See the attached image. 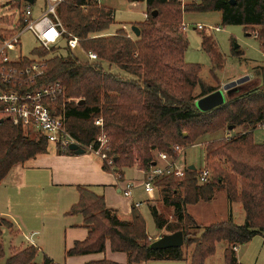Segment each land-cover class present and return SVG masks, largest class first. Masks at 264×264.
<instances>
[{"label":"trees","instance_id":"obj_1","mask_svg":"<svg viewBox=\"0 0 264 264\" xmlns=\"http://www.w3.org/2000/svg\"><path fill=\"white\" fill-rule=\"evenodd\" d=\"M128 1L145 3L146 18L137 23L138 38L128 37L124 28L94 38L107 32L113 23L108 8L95 0H65L57 9L65 38H77L84 53L98 57L96 62L81 63L66 48V56L45 60L44 75L32 87L60 82L64 92L58 106L64 111L68 134L81 146H88L95 143L102 128L109 139L108 156L113 158L114 173L120 180L123 170L133 166L148 171L157 153L175 158L173 147L186 148L230 126L242 127L244 132L205 144L204 168L209 172L205 184L198 183V171L189 170V166L180 178L171 174L154 182L162 206L172 209L170 223L151 206L155 225L168 234L182 232L181 248L151 249L152 240L138 208L132 206L128 219H123L106 205L103 196L77 186L78 200L65 216H80L87 236L75 242L65 256L102 254L109 243L112 253L126 255V264L183 261L184 248L192 249L187 264H204L215 253L216 245L223 242L224 264H238L234 249L264 234V143L257 145L252 137L258 124L264 125V89H252L200 112L195 101L216 89L204 86L199 65L184 62L188 41L180 26L183 14L219 12L222 25L241 26L248 35L262 40V31L256 30L264 27V0H199L187 6H181L178 0ZM201 50L209 57L212 72L223 67L212 37L202 36ZM34 53L47 55L44 49ZM233 55L239 58L241 53L234 49ZM103 63L127 76L109 72ZM196 87L200 89L198 97L193 96ZM98 119L102 120L101 128L94 124ZM31 133L7 120L0 125V182L12 167L47 151V140ZM57 153L74 154L59 148ZM102 168L108 171L104 165ZM219 194L229 207L225 220L198 224L187 212L200 203H211ZM233 203L240 204L244 213L241 225L232 221ZM36 254L34 246L13 249L5 264H33ZM43 264L56 263L45 256ZM86 264L118 263L102 259Z\"/></svg>","mask_w":264,"mask_h":264},{"label":"rangeland","instance_id":"obj_2","mask_svg":"<svg viewBox=\"0 0 264 264\" xmlns=\"http://www.w3.org/2000/svg\"><path fill=\"white\" fill-rule=\"evenodd\" d=\"M198 1L184 0V5L187 6ZM99 3L108 8L113 18V23L109 30L99 34L102 37L113 35L120 28H124L130 37H134L130 31V27H137V23L143 22L146 18L145 3L143 2L100 0ZM180 4L184 6L182 3ZM42 6L43 0H37L38 11L36 8L33 11L35 16H38L42 11ZM10 14H12V10L9 8V2L7 0H0V18L9 16ZM182 23L187 26L183 33L188 41V46L184 53V62L187 64H197L201 67L199 78L205 87L210 86L216 90H222L225 85L244 77H248L250 81L254 82L252 84L254 87H251V89L244 91L236 88V90H233L227 95L223 93L224 102L246 93L247 90L255 88L264 89V27L256 30L258 33L262 31L263 38L259 40L255 35H248L241 26L222 25L221 14L219 12L183 14ZM197 25H201L205 29L197 30L195 29ZM215 28H219L220 30L216 32L213 30ZM203 35L212 37L214 40L223 60V67L221 69L212 72L211 61L201 50V38ZM20 43L22 55L27 58L37 46L35 39L30 33H25L21 37ZM234 49H238L241 53L239 58L233 55ZM70 52L79 62H89L87 53H84L79 47L71 49ZM66 54L67 49L64 48V43H61L60 49L52 52L47 51V55L43 58L47 59L54 56L64 57ZM34 55L39 57L37 53H34ZM103 67L113 74L127 76L123 71L114 66H109L106 63H103ZM199 93L200 89L196 87L193 96L198 97ZM243 132L244 128L242 127L233 128L232 130L224 128L220 132L205 135L200 141L189 145L183 150L178 158L177 166H194L197 171L203 169L205 166L206 143L222 138L229 139L236 137ZM33 134L31 133V135ZM99 135H106L102 128L100 129ZM252 137L255 144H263L264 129L257 127L253 131ZM107 140L109 142V139ZM54 151H56V146L49 144L44 154L12 167L8 175L0 182V264H5L13 249H23L30 242L38 246L37 248L35 247L37 254L33 264H43L45 256L47 258L49 256L56 264H65L66 259L70 258L65 256V252L73 247H70L71 244H69L71 242L68 240V230L74 228L77 225L75 223L80 221L81 217L75 216L73 218V216H65V213L71 208L70 206H73L72 204H74L76 195L78 196L77 191L71 186H59L57 191H50L47 183V173H51L52 169L40 170L37 174L33 170L34 161L47 159ZM86 154L97 158L101 165H103V162L98 157L87 152ZM53 155L59 156L65 154L58 153ZM132 168L138 169L136 166ZM107 173L109 174L106 175H111L110 173L114 175L112 171H107ZM141 180L143 181V174L137 172V170L131 169L125 171V182H132L134 185L132 198H124L121 194H115L113 201L116 206L114 208H117L120 216L129 217L125 213V210L129 208L128 201L132 200L134 203L139 202L141 205L138 211L144 219L147 234L151 237L156 234H161V236L168 234L165 228H157L151 215L150 207L155 206L158 212L170 223H172V209L162 206L160 202L161 198L156 190L150 193H144L139 183ZM96 195L100 196L97 193ZM221 195H217L213 203L208 204L207 209L195 206V208L193 207L194 209L190 210L193 214H190L189 211L188 213L197 220L198 224L212 223V220H209L210 217L224 220L223 217L226 213L224 209L225 199L223 203ZM235 206H239L242 211L239 204ZM210 211L214 215H210L209 217ZM238 217L237 214H234L233 223L236 225L241 224ZM151 240L153 242L156 239ZM225 246L226 244L223 242L217 244L215 253L208 257L204 264H223V251ZM184 253H187L185 248ZM236 256L238 257L239 264H264V234L257 235L250 242L239 246L237 254L235 255L237 260ZM148 264L184 263L156 261Z\"/></svg>","mask_w":264,"mask_h":264},{"label":"built area","instance_id":"obj_3","mask_svg":"<svg viewBox=\"0 0 264 264\" xmlns=\"http://www.w3.org/2000/svg\"><path fill=\"white\" fill-rule=\"evenodd\" d=\"M7 1L12 14L0 18V125L5 120L10 121L13 126H22L34 134H39L49 144L62 150L68 149L71 144L78 145L85 153L98 157L107 170L114 173V160L107 153L109 142L106 135H98L95 143L81 146L66 131L64 111L58 106V100L64 92L60 82L32 88L43 77L46 60L34 55L35 50L44 49L52 52L60 49L61 43L70 51L79 47L77 38H65L66 31L57 16V9L65 0H43L42 11L38 16L33 12L35 8L38 11L37 0H32V3L27 0ZM178 1L184 5V0ZM186 28L187 26L182 23L180 29L184 31ZM195 29L204 30L205 27L197 25ZM213 30L217 32L220 29ZM25 33H30L37 43L28 58L21 52L20 40ZM87 57L89 62L98 61L95 53H87ZM94 124L101 128L102 120L98 119ZM257 127L264 129L263 124H258ZM184 149L173 147L172 153L176 155L175 158L167 153L156 154L155 164L144 172V179L140 185L144 193L152 192L154 182L161 177L171 174L178 178L183 176L185 167H178L177 161ZM116 178L119 180V176ZM197 178L199 184H205L209 178L208 170L203 167L198 171ZM133 190L134 185L130 182H124L120 189L122 196L129 199L132 198ZM133 206L138 208L139 204L135 203Z\"/></svg>","mask_w":264,"mask_h":264},{"label":"crops","instance_id":"obj_4","mask_svg":"<svg viewBox=\"0 0 264 264\" xmlns=\"http://www.w3.org/2000/svg\"><path fill=\"white\" fill-rule=\"evenodd\" d=\"M244 78H246V77H244ZM241 79H243V78H241ZM250 83H254V82L250 81L249 78L247 77V80L243 83V85L245 84L244 86H247ZM53 154H58L57 148ZM53 154L51 156H48L47 159H39V160L33 162V170L36 172V174L40 170L52 169L51 173H47V183L50 187V191H57V189H59V186H71V187L75 188V190H76L77 186L84 187V188L89 189L90 191H92L95 194L97 193V194H100V196H103L106 205L108 207L116 209V210H117V208H114L116 206V204L113 200H114L115 194L116 195L121 194L120 189L122 188V184L125 182V171L131 170V169L137 170V172H140L141 174H143V179H144V172H142L136 168H129V169L123 170V177H122L121 182H120V180H118L116 178V176H114L112 173H110L111 175H106L109 173H107L106 170H103L100 161H98L97 158L92 157L86 153L81 154V155L65 154V155H59V156L53 155ZM56 175H57V178H56ZM141 182H142V180L139 183L141 184ZM153 191H154V189H153ZM221 199L224 203V197L222 195H221ZM77 200H78V196L76 195V198H75L73 203L75 204L77 202ZM128 203H129V206H128L129 208H128V210H125V213L127 214V216L130 213L131 207L135 204L132 200L128 201ZM136 203H138L139 207H140L141 203H139V202H136ZM212 203H213V201H212ZM212 203H200V204L196 205V207H203L204 209H207L208 208L207 206H209L208 204H212ZM225 203H224V209L226 210L225 211L226 213L224 214V217H223L224 220L226 218H228V212H229V207ZM74 204H72V205H74ZM236 204H238V203H233L230 206L232 221L234 219L233 218L234 214H237L239 216L238 219H240V221H241L240 223L243 224L244 213H242L243 211H241L239 206H235ZM139 207H138V209H139ZM194 208H195V206H194ZM194 208L193 207L188 208L187 212L189 211L190 214H193L190 212V210H192ZM240 213H241V215H240ZM210 215H214V213L212 211H210L209 217H210ZM74 217L75 216H73V218ZM122 218L128 219V217H126V216L122 217ZM216 219L217 218H215V217L209 218V220H212V221H214ZM222 220L217 219L216 221H222ZM75 224H77V225H75L74 228L70 227L71 229L68 230L69 231L68 240H69V242H71V243H69V244H71L70 247H72L75 242L83 241L87 236V230L82 225V218H80V221L76 222ZM204 224H209V223H204ZM241 224H237V225H241ZM160 236H161V234L160 235L156 234L153 237L148 235V238L151 240V239H157ZM28 246H34L36 248L38 247L33 242L32 243L30 242ZM225 247H224V249H225ZM238 248H239V246L236 247V249H235V255L237 254ZM191 250H192L191 248H189L187 250V253L185 255V260L179 261L180 263L187 264L189 262L188 260L190 257ZM48 259H50L52 262H54V260L49 258V256H48ZM102 259H107L109 261H112V262H115L118 264H126V262H127L125 254H123V253H112L110 251V248H109V243H106L104 253L98 254V255H84V256L70 257V258L66 259L65 264H67V263L68 264H86V263L91 262V261H99ZM238 261L239 260L237 257L236 262L239 264ZM160 262H165V261H160ZM179 262H176V263H179ZM150 263H152V262H150Z\"/></svg>","mask_w":264,"mask_h":264},{"label":"water","instance_id":"obj_5","mask_svg":"<svg viewBox=\"0 0 264 264\" xmlns=\"http://www.w3.org/2000/svg\"><path fill=\"white\" fill-rule=\"evenodd\" d=\"M29 3H32V0H27ZM155 15V13H154ZM131 33L134 35L135 38H138L140 36V31L138 27L136 26H131L130 27ZM247 80L246 78L243 79H238L237 81H234L232 83H229L223 87L221 90H215L212 93H209L199 99H197L194 103L195 107L200 111V112H207L210 111L224 103V94L226 95L232 92L233 90H236V88L246 90V89H251V87H254L250 83L247 86H244L243 83ZM250 90H247V92ZM234 127H228L227 130H232ZM69 151H72L74 154L81 155L84 154L85 151L80 148L78 145L71 144L68 147ZM189 170H195L194 166H189ZM183 246V235L182 232L177 231L171 234H164L160 236L158 239L153 241L150 244V248L153 250H165L169 248H181ZM236 261V258H234Z\"/></svg>","mask_w":264,"mask_h":264}]
</instances>
